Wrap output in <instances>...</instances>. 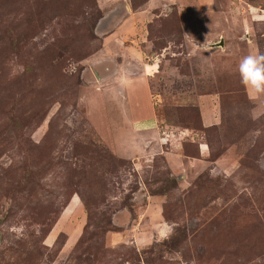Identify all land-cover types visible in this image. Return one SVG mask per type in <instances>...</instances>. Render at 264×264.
I'll return each instance as SVG.
<instances>
[{
  "label": "rangeland",
  "instance_id": "1",
  "mask_svg": "<svg viewBox=\"0 0 264 264\" xmlns=\"http://www.w3.org/2000/svg\"><path fill=\"white\" fill-rule=\"evenodd\" d=\"M249 54L264 0H0V264H264Z\"/></svg>",
  "mask_w": 264,
  "mask_h": 264
},
{
  "label": "clouds",
  "instance_id": "2",
  "mask_svg": "<svg viewBox=\"0 0 264 264\" xmlns=\"http://www.w3.org/2000/svg\"><path fill=\"white\" fill-rule=\"evenodd\" d=\"M240 82L250 95L264 94V54L246 55L238 66Z\"/></svg>",
  "mask_w": 264,
  "mask_h": 264
},
{
  "label": "water",
  "instance_id": "3",
  "mask_svg": "<svg viewBox=\"0 0 264 264\" xmlns=\"http://www.w3.org/2000/svg\"><path fill=\"white\" fill-rule=\"evenodd\" d=\"M208 47H216V46H223V39L219 40L218 42L215 43H207Z\"/></svg>",
  "mask_w": 264,
  "mask_h": 264
}]
</instances>
